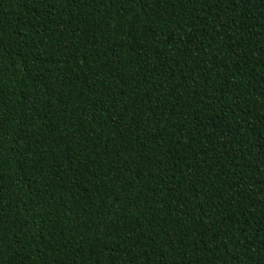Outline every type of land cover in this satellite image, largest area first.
Listing matches in <instances>:
<instances>
[{"label":"trees","instance_id":"obj_1","mask_svg":"<svg viewBox=\"0 0 264 264\" xmlns=\"http://www.w3.org/2000/svg\"><path fill=\"white\" fill-rule=\"evenodd\" d=\"M0 264H264V0H0Z\"/></svg>","mask_w":264,"mask_h":264}]
</instances>
